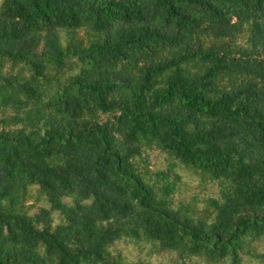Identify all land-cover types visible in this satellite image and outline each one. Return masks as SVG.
Segmentation results:
<instances>
[{
    "label": "trees",
    "instance_id": "16d2710c",
    "mask_svg": "<svg viewBox=\"0 0 264 264\" xmlns=\"http://www.w3.org/2000/svg\"><path fill=\"white\" fill-rule=\"evenodd\" d=\"M0 264H264V0H0Z\"/></svg>",
    "mask_w": 264,
    "mask_h": 264
},
{
    "label": "rangeland",
    "instance_id": "374dc122",
    "mask_svg": "<svg viewBox=\"0 0 264 264\" xmlns=\"http://www.w3.org/2000/svg\"><path fill=\"white\" fill-rule=\"evenodd\" d=\"M185 176V181L187 182V183H189L190 185H192V186H198V184H199V179H197V178H195V177H192V176H190V175H184Z\"/></svg>",
    "mask_w": 264,
    "mask_h": 264
}]
</instances>
